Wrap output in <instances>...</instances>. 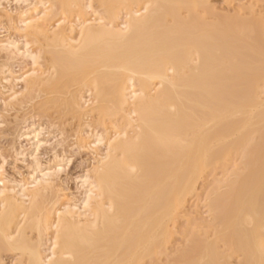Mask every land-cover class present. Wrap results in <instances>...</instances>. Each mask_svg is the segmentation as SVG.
Returning a JSON list of instances; mask_svg holds the SVG:
<instances>
[{
  "label": "bare ground",
  "instance_id": "bare-ground-1",
  "mask_svg": "<svg viewBox=\"0 0 264 264\" xmlns=\"http://www.w3.org/2000/svg\"><path fill=\"white\" fill-rule=\"evenodd\" d=\"M209 2L0 0V86L39 117L17 136L27 181L10 180L0 154V264L4 251L17 264H264V20L252 7L208 22ZM64 112L96 156L78 198L53 196L69 160L39 158ZM233 159L209 222L169 259L187 197Z\"/></svg>",
  "mask_w": 264,
  "mask_h": 264
},
{
  "label": "rangeland",
  "instance_id": "rangeland-1",
  "mask_svg": "<svg viewBox=\"0 0 264 264\" xmlns=\"http://www.w3.org/2000/svg\"><path fill=\"white\" fill-rule=\"evenodd\" d=\"M209 1H210L209 2L210 10L208 11V13L202 11L203 14L206 13L205 15L207 16L206 18L208 22L218 23L224 18H228L232 20H235L239 17L242 19H251L254 17V15H251L253 14V12H251L253 10L255 11V13H257L256 17L260 16L258 18L260 19L262 18V20H264L263 19L264 3L256 4V2L254 1L251 2V0H209ZM8 4L9 3L5 2L4 6L7 8V10H9V12H14L16 10V6L14 4L13 5L9 4L10 6L9 7ZM21 8L23 11H25L26 10L25 8L27 7L23 6ZM21 8H17V11L23 12L22 10H20ZM261 15L263 16L261 17ZM4 18H6V14L1 13L0 40L3 39L4 36L8 34L7 33L8 24L6 19ZM2 63L3 60L2 58H0V64ZM11 65L12 68L14 67L13 68L14 72L17 71L15 73L16 74L18 73V75L21 74L23 70L25 71L28 68L24 63L21 62L19 63L12 62ZM0 89H1L0 90V154H2V157L4 156L3 159L5 158L4 161L6 164L4 165L5 166L4 171L6 176L9 177L10 180L15 179L18 182L21 180L25 181L29 177L30 170H28L29 169L28 164L30 163V159L28 158L26 159L27 161L25 163L26 164L28 163L27 165H25V163L23 164L19 160L17 161L15 159L16 157L15 150H18L19 147L21 146L23 147L26 146L25 148H27L28 145L24 139L22 141L18 140L17 136L18 137L20 136L19 135L21 133L20 130H23L26 127L27 123L28 125H30V123H32L33 121L34 123L35 121L38 122L39 117L36 114L35 109L33 108L32 105H28V104L26 105L25 103L23 104L14 103V105H12V103L10 104L8 99V91H6L8 89L5 90L1 88V86ZM18 90H20V87H18ZM5 93L6 95H4ZM53 118L55 119L54 121L57 122L56 123L57 126L62 127V129L65 130V133L63 136H60L57 133L59 128L57 129V131H55L56 129L49 130V128L51 127L49 126L50 122L47 120L48 122L47 124L45 120H42L48 125L47 127H49L48 128L49 131L48 130L47 131L48 132L53 131L52 134L53 135L56 134L57 139H53L52 141V139L49 138L47 140L46 138L49 137L48 133L47 134L46 132L44 133L45 136L43 135L44 136L43 139L45 140L44 142L46 145L43 144L44 148L41 147V149L39 150V152L41 151V153H39V158L41 163L43 162V165L44 164L48 165V163H51L52 162L51 160H53L55 156L58 154L60 156L64 155L63 157L69 160V163L65 164L66 165L64 169L65 171L61 172L60 175L58 174L57 175L58 178L56 177L57 180L55 179L54 181L55 184L53 183L54 185L53 196L57 195L63 197L65 195V196H69V198H76V197L78 198L79 192H78L76 179L83 176L87 171L94 170L93 168H95L96 166V156L90 151H87L85 149L79 150V148L75 146L78 124H79V121L77 119H73L72 115L65 112L61 115L55 113L53 115ZM58 137H60L61 139ZM17 141L18 142L20 141L21 143L20 142L18 143ZM59 143L61 145H59ZM234 161L235 159H233L232 161H228V163L226 164H220L219 167L209 172L206 175V178L205 176L203 177V179L201 178V180L198 181L199 183H197V188H196L197 190L195 191L197 193L193 192L187 197V202L185 204V208L183 209L184 213L181 214L182 217L177 222L178 227L172 228L173 225L171 227L172 237H170L171 239H169V244H168L169 246H167L169 247L167 251L171 257L170 258L168 256L169 259L176 257L178 252L187 245V241L191 239L192 232L201 230L199 228L194 229V227L197 224L209 222L210 217L208 212L209 210L208 202L211 199V197L209 198V196L211 195V193H213L212 190L216 189L217 181H218V185H220L221 184L220 181L223 182L227 180L229 175H231L232 173L231 171L234 170V168L232 167L235 166L233 165V163H236V161L235 162ZM224 183L225 182L222 183L223 185L222 184L220 185L223 188H224ZM214 197L215 196L213 194L212 198ZM188 221H191L190 222L192 224L191 227L188 224ZM2 255L5 264H17L15 260L16 259L15 253L4 251Z\"/></svg>",
  "mask_w": 264,
  "mask_h": 264
}]
</instances>
